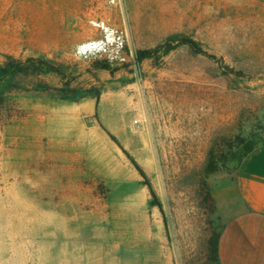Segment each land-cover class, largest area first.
Returning <instances> with one entry per match:
<instances>
[{"label":"rangeland","instance_id":"374dc122","mask_svg":"<svg viewBox=\"0 0 264 264\" xmlns=\"http://www.w3.org/2000/svg\"><path fill=\"white\" fill-rule=\"evenodd\" d=\"M7 56L61 75L0 82V264H132L156 230L215 264L235 162L204 168L264 135V0H0Z\"/></svg>","mask_w":264,"mask_h":264},{"label":"crops","instance_id":"0c3cea01","mask_svg":"<svg viewBox=\"0 0 264 264\" xmlns=\"http://www.w3.org/2000/svg\"><path fill=\"white\" fill-rule=\"evenodd\" d=\"M214 202L223 215L215 264H264V145L246 155L233 176L214 189ZM162 242L156 230L146 245H134L140 254L132 264H174ZM104 255L100 252L98 264ZM115 260L130 263L119 254Z\"/></svg>","mask_w":264,"mask_h":264},{"label":"trees","instance_id":"16d2710c","mask_svg":"<svg viewBox=\"0 0 264 264\" xmlns=\"http://www.w3.org/2000/svg\"><path fill=\"white\" fill-rule=\"evenodd\" d=\"M182 44L187 45L190 49L196 50L194 42L190 40H181ZM167 50H170L169 48ZM140 58H147L149 55L147 52L140 53ZM102 69L107 70L108 66H103ZM56 74L61 75L60 70L51 63L38 59V58H25L23 60L15 59L11 56L5 58V62L0 66V82L9 80L13 82L17 77H38L41 75ZM39 89V87H38ZM42 89V88H41ZM62 99H67L62 98ZM2 102L0 96V104ZM224 142L223 151L218 154L210 151L205 163L204 173L205 175H211L221 168L225 167L229 161H234L235 170L241 163L242 159L248 155L254 149L264 145V135L260 136L256 133L247 134V136H235L233 140ZM147 188L150 191L152 197L153 192L148 184ZM217 239L218 232L213 234L207 241V254L208 259L215 263L217 261Z\"/></svg>","mask_w":264,"mask_h":264}]
</instances>
